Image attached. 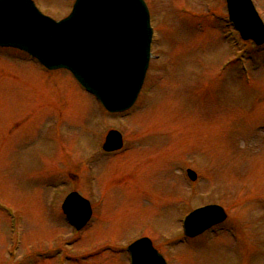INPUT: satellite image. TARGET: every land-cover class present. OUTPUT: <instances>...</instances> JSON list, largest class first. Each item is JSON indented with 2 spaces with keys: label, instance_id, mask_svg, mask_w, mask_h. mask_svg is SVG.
Wrapping results in <instances>:
<instances>
[{
  "label": "rangeland",
  "instance_id": "1",
  "mask_svg": "<svg viewBox=\"0 0 264 264\" xmlns=\"http://www.w3.org/2000/svg\"><path fill=\"white\" fill-rule=\"evenodd\" d=\"M33 2L61 20L74 0ZM144 2L155 60L123 114L0 49V264H129L142 235L168 264H264V47L231 63L244 46L227 38L224 0ZM252 3L264 23V0ZM112 129L125 143L106 157L96 148ZM73 188L93 208L77 237L60 207ZM211 204L229 222L186 240L181 212Z\"/></svg>",
  "mask_w": 264,
  "mask_h": 264
},
{
  "label": "water",
  "instance_id": "2",
  "mask_svg": "<svg viewBox=\"0 0 264 264\" xmlns=\"http://www.w3.org/2000/svg\"><path fill=\"white\" fill-rule=\"evenodd\" d=\"M246 10L241 14V4ZM234 27L244 40L264 43V28L248 0H227ZM152 31L142 0H76L70 15L54 22L42 16L30 0H0V47L14 48L37 59L46 69H66L110 113L129 109L142 86ZM121 147L116 132L104 149ZM194 178L192 172H188ZM62 211L79 230L90 215L88 204L70 195ZM220 208L208 206L188 216L185 235L192 237L223 220ZM132 264H165L139 241L129 248Z\"/></svg>",
  "mask_w": 264,
  "mask_h": 264
},
{
  "label": "flooded vegetation",
  "instance_id": "3",
  "mask_svg": "<svg viewBox=\"0 0 264 264\" xmlns=\"http://www.w3.org/2000/svg\"><path fill=\"white\" fill-rule=\"evenodd\" d=\"M97 150H98L97 153H100V154L103 153V154H105V153L102 151V145H100L99 148H98ZM114 154H115V153H113V154H105V155H114ZM213 229H214V228H213ZM213 229H212V230H213Z\"/></svg>",
  "mask_w": 264,
  "mask_h": 264
}]
</instances>
